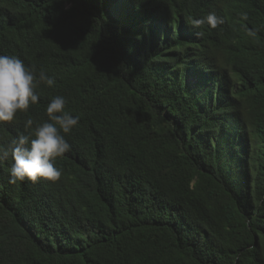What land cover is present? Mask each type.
I'll use <instances>...</instances> for the list:
<instances>
[{
  "label": "trees",
  "instance_id": "obj_1",
  "mask_svg": "<svg viewBox=\"0 0 264 264\" xmlns=\"http://www.w3.org/2000/svg\"><path fill=\"white\" fill-rule=\"evenodd\" d=\"M0 54L56 80L0 146L80 118L58 181L0 163V264H264V0H0Z\"/></svg>",
  "mask_w": 264,
  "mask_h": 264
},
{
  "label": "clouds",
  "instance_id": "obj_2",
  "mask_svg": "<svg viewBox=\"0 0 264 264\" xmlns=\"http://www.w3.org/2000/svg\"><path fill=\"white\" fill-rule=\"evenodd\" d=\"M189 22L196 29L202 26L215 29L224 19L212 11L199 18L189 17ZM197 35L202 36L203 32L198 31ZM40 82L52 87L56 80L43 70L37 74L34 66L26 65L17 55L0 54V123L13 121L18 111L26 112L39 101L36 88ZM67 103L66 97L54 96L46 107L47 121L36 125L31 135L19 133L8 146H0V163L9 158L12 161L7 173L8 183L55 182L61 178L62 169L55 161L71 151L72 146L65 137L80 119L65 110ZM32 125L29 119L26 127Z\"/></svg>",
  "mask_w": 264,
  "mask_h": 264
},
{
  "label": "rangeland",
  "instance_id": "obj_3",
  "mask_svg": "<svg viewBox=\"0 0 264 264\" xmlns=\"http://www.w3.org/2000/svg\"><path fill=\"white\" fill-rule=\"evenodd\" d=\"M193 79L195 80L196 78H195V77H193Z\"/></svg>",
  "mask_w": 264,
  "mask_h": 264
}]
</instances>
